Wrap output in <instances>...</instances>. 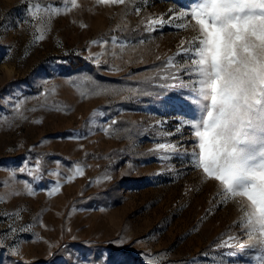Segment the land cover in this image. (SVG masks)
<instances>
[{
    "label": "rangeland",
    "instance_id": "1",
    "mask_svg": "<svg viewBox=\"0 0 264 264\" xmlns=\"http://www.w3.org/2000/svg\"><path fill=\"white\" fill-rule=\"evenodd\" d=\"M77 2L0 0V264H258L238 205L187 155L193 0ZM33 4L61 9L43 40Z\"/></svg>",
    "mask_w": 264,
    "mask_h": 264
},
{
    "label": "snow or ice",
    "instance_id": "2",
    "mask_svg": "<svg viewBox=\"0 0 264 264\" xmlns=\"http://www.w3.org/2000/svg\"><path fill=\"white\" fill-rule=\"evenodd\" d=\"M63 3L67 11L79 7L77 0ZM96 3L123 5L126 0ZM60 11L51 5L29 7L30 18L41 21L36 40L44 39L48 14ZM179 17L187 20L180 28L197 33L181 45V51L192 57L191 71L185 69L191 83L182 85L185 94L177 96L180 107L192 116L180 121L191 128L194 138L195 147L187 155L205 182H216L221 203L235 202L242 212L237 223L253 243L236 247L264 250V0H193L190 10L179 12ZM164 24L163 19L153 18L147 30ZM184 43L194 48L184 49ZM175 149L174 144L157 147L169 152ZM83 175L77 165L68 181ZM26 187L31 194V186L26 183ZM59 191L57 184L49 195ZM258 264H264V254Z\"/></svg>",
    "mask_w": 264,
    "mask_h": 264
}]
</instances>
